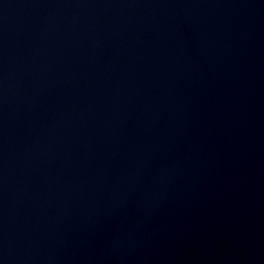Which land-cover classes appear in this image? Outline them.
I'll use <instances>...</instances> for the list:
<instances>
[{"label": "water", "instance_id": "95a60500", "mask_svg": "<svg viewBox=\"0 0 264 264\" xmlns=\"http://www.w3.org/2000/svg\"><path fill=\"white\" fill-rule=\"evenodd\" d=\"M0 264H264V0H0Z\"/></svg>", "mask_w": 264, "mask_h": 264}]
</instances>
